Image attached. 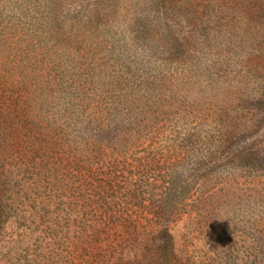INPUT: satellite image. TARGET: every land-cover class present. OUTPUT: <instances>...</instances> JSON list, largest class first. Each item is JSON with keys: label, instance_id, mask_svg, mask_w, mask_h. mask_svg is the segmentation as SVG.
Wrapping results in <instances>:
<instances>
[{"label": "rangeland", "instance_id": "rangeland-1", "mask_svg": "<svg viewBox=\"0 0 264 264\" xmlns=\"http://www.w3.org/2000/svg\"><path fill=\"white\" fill-rule=\"evenodd\" d=\"M155 1L57 2L43 136L0 100V264H160L163 234L170 264H264V0ZM44 134L85 151L68 197L28 165ZM99 215L105 256L76 239Z\"/></svg>", "mask_w": 264, "mask_h": 264}, {"label": "trees", "instance_id": "trees-1", "mask_svg": "<svg viewBox=\"0 0 264 264\" xmlns=\"http://www.w3.org/2000/svg\"><path fill=\"white\" fill-rule=\"evenodd\" d=\"M58 1L0 0V100L7 103V108L12 109L10 115L13 116L8 115L7 119L9 127L22 131V128L28 126L27 133H31V136L34 133L43 136L45 128L41 125L49 119V115H52L50 109L55 107L60 99L58 97L57 99L52 91L55 63L51 54L55 51L58 42L57 17L59 12L61 13L57 5ZM161 2L155 1L147 11L168 10L165 1L161 0ZM68 8L67 6L65 10L66 16H69ZM40 31L45 34V38H42ZM141 48L145 47L141 46ZM45 136L46 141L43 143L45 147L40 148L39 145V148L35 147L36 150H42V160L35 162L30 155L27 158L28 165L37 183L43 182L49 187V192L53 190L59 192L58 197H68L75 181L71 176L73 170L77 168L74 165L75 161L83 157L85 151L81 147L80 139H62L58 135ZM260 164L264 166V161ZM80 172L87 173V169L81 167ZM118 174H120L118 170L107 174L106 187L113 191H119L117 189H121L122 186ZM125 174L128 175L129 181L126 178L123 184L131 185L134 174L129 171H125ZM91 187L94 191L104 189L102 185L94 187L92 184ZM162 194L164 200L160 209L166 213V208L171 203V195L168 191L166 194L165 190ZM102 216L99 215L91 224L84 223L82 234L76 239L85 246L93 244L96 251L105 256L112 246L106 238L100 237L104 234L105 227ZM88 230L92 231L91 235L87 233ZM160 239L161 242L157 247L160 264H170L173 255L170 253L169 240L165 234Z\"/></svg>", "mask_w": 264, "mask_h": 264}]
</instances>
